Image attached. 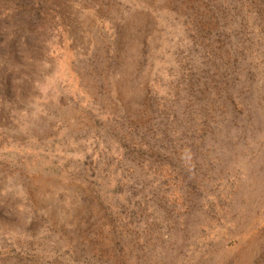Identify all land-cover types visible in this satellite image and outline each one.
Wrapping results in <instances>:
<instances>
[{"label": "rangeland", "instance_id": "1", "mask_svg": "<svg viewBox=\"0 0 264 264\" xmlns=\"http://www.w3.org/2000/svg\"><path fill=\"white\" fill-rule=\"evenodd\" d=\"M0 264H264V0H0Z\"/></svg>", "mask_w": 264, "mask_h": 264}]
</instances>
